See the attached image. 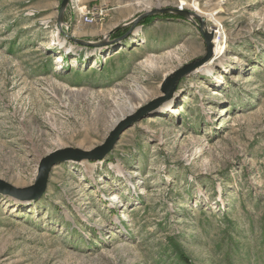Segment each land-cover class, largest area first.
<instances>
[{
  "label": "rangeland",
  "instance_id": "obj_1",
  "mask_svg": "<svg viewBox=\"0 0 264 264\" xmlns=\"http://www.w3.org/2000/svg\"><path fill=\"white\" fill-rule=\"evenodd\" d=\"M133 118L0 193V264H264V0H0V180Z\"/></svg>",
  "mask_w": 264,
  "mask_h": 264
},
{
  "label": "water",
  "instance_id": "obj_2",
  "mask_svg": "<svg viewBox=\"0 0 264 264\" xmlns=\"http://www.w3.org/2000/svg\"><path fill=\"white\" fill-rule=\"evenodd\" d=\"M66 1V0H65ZM206 38V43H207V56L203 58L200 61L194 62L188 66L183 67L182 69L178 70L177 72L173 73L167 80L164 85L163 91L165 93H169L170 89L172 90L176 83L189 74L192 70L195 68L199 67L200 65L204 64L212 55V43L211 37H205ZM168 96V95H167ZM163 100H159L155 102V105H158L162 102ZM154 104L152 105L153 107L155 106ZM134 121L133 119H130L126 124H122L119 127H117L107 138L105 143L93 151H82V150H66V151H59L44 160H42L40 164V169H39V174L36 178L35 183L27 188H17L14 187L13 185L4 182L0 180V193L9 195L11 197H14L19 200H32V199H37L40 198L46 188H47V182H48V177L50 173V168L52 165L56 164L59 161H64V160H74V161H82V160H98L101 158H104L110 150L114 147L115 143L117 142L119 135L128 127L130 123Z\"/></svg>",
  "mask_w": 264,
  "mask_h": 264
},
{
  "label": "bare ground",
  "instance_id": "obj_3",
  "mask_svg": "<svg viewBox=\"0 0 264 264\" xmlns=\"http://www.w3.org/2000/svg\"><path fill=\"white\" fill-rule=\"evenodd\" d=\"M215 31H219L220 32V30H219V28L217 27V28H215ZM224 40H225V37L223 36V34L221 33V38L219 39V40H215V44H216V50H217V52H218V56H220L221 54H222V51H223V46H222V44H223V42H224ZM207 67H202V68H200L199 69V71H197L198 73H204V72H206V69ZM167 108L169 109V106H167ZM135 110H133V109H131L130 110V113H133Z\"/></svg>",
  "mask_w": 264,
  "mask_h": 264
},
{
  "label": "trees",
  "instance_id": "obj_4",
  "mask_svg": "<svg viewBox=\"0 0 264 264\" xmlns=\"http://www.w3.org/2000/svg\"><path fill=\"white\" fill-rule=\"evenodd\" d=\"M179 263L181 264H188V262L186 261V258H184V255L182 254V252L179 255Z\"/></svg>",
  "mask_w": 264,
  "mask_h": 264
}]
</instances>
